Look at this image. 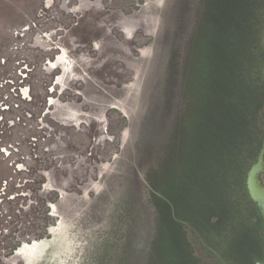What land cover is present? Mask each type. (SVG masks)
<instances>
[{"label":"rangeland","instance_id":"obj_1","mask_svg":"<svg viewBox=\"0 0 264 264\" xmlns=\"http://www.w3.org/2000/svg\"><path fill=\"white\" fill-rule=\"evenodd\" d=\"M241 3L0 0V264H264Z\"/></svg>","mask_w":264,"mask_h":264},{"label":"trees","instance_id":"obj_2","mask_svg":"<svg viewBox=\"0 0 264 264\" xmlns=\"http://www.w3.org/2000/svg\"><path fill=\"white\" fill-rule=\"evenodd\" d=\"M260 2H261V0H242V3H241L242 14H241V17L244 19V25H245L243 30H242L244 32H242V33H244L245 35L247 34V31H249V30H251L252 32L257 33V28H258L257 15H258V12L260 10ZM228 8H230V9L232 8L230 2L228 4ZM248 16H249V18H248ZM230 18L232 19V15H230ZM247 20H248V22H247ZM249 22H250V24H248ZM253 27L256 29L255 31H253ZM257 62H258V66H256L257 67L256 71L258 73V76L259 77L261 76V78H262V76L264 74L263 68H262V64H261L260 60L257 61ZM245 64H248V61H246ZM254 64L255 63H252L250 65L251 66L250 70L252 71V73H255V70H254V67H253ZM229 67L231 69L230 72L232 73L233 65L230 64ZM230 72H229V74H230ZM259 74H261V75H259ZM230 76H231L230 82L236 83V80H234V78H233L235 75L232 73V75H230ZM262 82L264 83V79H263ZM249 114H250V112H248V114H247V110H246V113H245L246 118L249 116ZM245 125H246V123H245ZM257 125L258 124L251 125L250 127L249 126L247 127V125H246V127H247L246 130L242 129L243 131H242L241 134H245V132H246V133H249L250 136L255 137L256 140L258 139L256 141L257 147H258L257 151H260V146H258V145H259V143L262 142V137H261V134L259 133V129H256ZM243 127L245 128L244 125H243ZM249 130H251L252 132H249ZM260 137H261V139H260ZM246 140H247V138H246ZM254 151H256V150H254Z\"/></svg>","mask_w":264,"mask_h":264},{"label":"flooded vegetation","instance_id":"obj_3","mask_svg":"<svg viewBox=\"0 0 264 264\" xmlns=\"http://www.w3.org/2000/svg\"><path fill=\"white\" fill-rule=\"evenodd\" d=\"M257 21H258L257 33H254L251 30H249L246 34L245 40L250 38L251 40H254V43L249 49L252 51L251 55L256 56L257 61L259 60L261 61L264 72V0H261L260 2V10L257 15ZM248 24H250V22ZM259 133L261 134L262 137V142L259 143L258 145L260 146V151H261L264 150V126H262V128H259Z\"/></svg>","mask_w":264,"mask_h":264},{"label":"water","instance_id":"obj_4","mask_svg":"<svg viewBox=\"0 0 264 264\" xmlns=\"http://www.w3.org/2000/svg\"><path fill=\"white\" fill-rule=\"evenodd\" d=\"M258 173L259 172H255V171L253 172L254 180H257ZM249 186H250V193H251L253 200H255L256 202H260V204H261L260 207H261L263 215H264V192L262 190H259L260 189L259 182L255 181V186L253 183H251V184L249 183ZM254 187H257L258 190H255Z\"/></svg>","mask_w":264,"mask_h":264}]
</instances>
